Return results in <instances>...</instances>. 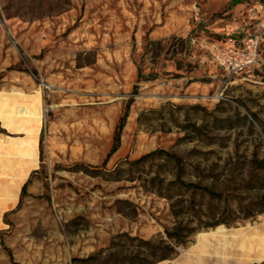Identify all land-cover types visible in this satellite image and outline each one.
<instances>
[{
  "label": "rangeland",
  "instance_id": "rangeland-1",
  "mask_svg": "<svg viewBox=\"0 0 264 264\" xmlns=\"http://www.w3.org/2000/svg\"><path fill=\"white\" fill-rule=\"evenodd\" d=\"M232 1L0 0V264H127L182 218L202 226L156 264H264V40L235 82L189 44L264 23V0ZM175 156L221 196L175 182Z\"/></svg>",
  "mask_w": 264,
  "mask_h": 264
},
{
  "label": "trees",
  "instance_id": "trees-1",
  "mask_svg": "<svg viewBox=\"0 0 264 264\" xmlns=\"http://www.w3.org/2000/svg\"><path fill=\"white\" fill-rule=\"evenodd\" d=\"M241 0H233L231 4L240 2ZM15 68V67H12ZM142 74L139 73V78H141ZM138 86L135 85L134 92H137ZM133 99L130 98L126 105L124 112L120 115L118 122L114 129L113 134V141L112 145L106 154L103 165L107 164L110 157L119 149L122 141V132L126 125L127 118L129 115L130 106ZM165 151L163 149H155L152 150L144 155H142L137 161H142L150 156H154L156 154H163ZM40 157H43V148H42V139L40 140ZM177 163L179 164V169L176 174V180L175 182H178L181 186H185L187 188H193V189H202L206 191L211 196H221L220 192H217L215 189H213L210 186L201 185L199 183L188 181L185 178H183V165L180 163L179 157L175 156ZM29 180L26 181L21 189V198L25 195L27 192ZM179 203L172 202L171 209L172 212L180 218L181 211L178 209ZM221 221L217 220L211 223H207L205 226H215L219 224ZM202 225H199L195 220L191 219L188 221H185L183 218L180 219L176 224H174L172 227L166 228V238H160L158 240L156 239H144L138 236H133L132 239H137L139 243L144 244L145 247L142 250L138 251H131L127 254V264H156L157 262L167 259L168 257L172 256L176 251V246L179 244H185L189 241L190 236L197 231ZM118 258V253L110 251L107 255H103V250H100L98 252L92 253L86 257H74L72 261L74 264H78L79 262L82 263H92L98 260H102V264H112L111 261ZM145 262V263H144ZM20 264V263H16Z\"/></svg>",
  "mask_w": 264,
  "mask_h": 264
},
{
  "label": "built area",
  "instance_id": "built-area-1",
  "mask_svg": "<svg viewBox=\"0 0 264 264\" xmlns=\"http://www.w3.org/2000/svg\"><path fill=\"white\" fill-rule=\"evenodd\" d=\"M264 40V23L247 35L212 37L195 31L189 37L191 47L204 51L219 67L228 82L255 76L262 71L261 45ZM262 74L258 73V76Z\"/></svg>",
  "mask_w": 264,
  "mask_h": 264
},
{
  "label": "bare ground",
  "instance_id": "bare-ground-1",
  "mask_svg": "<svg viewBox=\"0 0 264 264\" xmlns=\"http://www.w3.org/2000/svg\"><path fill=\"white\" fill-rule=\"evenodd\" d=\"M235 230H239V228L238 227L237 228H230V229L229 228H215V229H210V230H207V231L200 232L198 234V237L227 234V233L233 232Z\"/></svg>",
  "mask_w": 264,
  "mask_h": 264
},
{
  "label": "crops",
  "instance_id": "crops-1",
  "mask_svg": "<svg viewBox=\"0 0 264 264\" xmlns=\"http://www.w3.org/2000/svg\"><path fill=\"white\" fill-rule=\"evenodd\" d=\"M238 3V2H237ZM207 35H209V34H207ZM229 35V34H228ZM228 35H226V36H228ZM236 36H241V35H236ZM217 37H219V38H224L225 36H217ZM209 59H210V57L204 52V51H202Z\"/></svg>",
  "mask_w": 264,
  "mask_h": 264
}]
</instances>
